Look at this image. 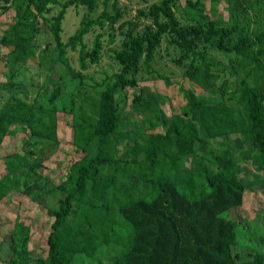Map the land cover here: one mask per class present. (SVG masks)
Segmentation results:
<instances>
[{
	"label": "trees",
	"instance_id": "obj_1",
	"mask_svg": "<svg viewBox=\"0 0 264 264\" xmlns=\"http://www.w3.org/2000/svg\"><path fill=\"white\" fill-rule=\"evenodd\" d=\"M11 1L0 0V15ZM24 1V9L0 36V43L10 48L3 55L8 78L3 86L12 100L0 105V146L12 130L28 132L32 140L56 141L54 123L38 120L37 107L20 103L13 92L15 67L32 53L38 17L55 40L57 60L65 64L67 47L76 50L79 69L97 63L103 48L102 33H94L90 45L84 35L96 26L112 29L119 17L116 8L113 14L103 10L94 18L85 16L65 43L60 35L65 9L80 5L90 12L96 0ZM176 4L177 0L152 3L150 22L140 32L133 33V20L120 21L118 29L125 31L114 54L117 70L89 97L76 93L80 97L61 106L71 115L72 141L81 152L64 181L41 186L21 175L23 168L35 164L5 156L0 165V205L12 190H19L31 193L30 198L45 205L52 217L46 253L36 257L27 247V224L14 219L8 241L15 259L7 264H264V195L262 206L249 210V215L239 219L231 215L241 207L249 187L258 184L264 190V177L260 183L243 182L230 146L194 156L192 169H184L182 162L183 156L194 155L198 140H232L236 135L264 164V29L257 26L248 32L245 23L223 25L219 15L204 12L201 0L186 1L188 22L181 23L174 14ZM53 6L57 11L46 17ZM162 38L177 48L175 62L183 65L182 75L192 88L184 90L185 103L178 112L157 121L159 129L134 137L128 160L135 167L124 182L116 177L121 164L115 151L121 111L116 94H122L124 102L126 89L137 86L140 66L150 69ZM113 41L114 32L109 30L106 43ZM211 47L230 55L226 62L232 72L207 57ZM225 73L237 77L230 90L225 87ZM218 77L221 88L214 87ZM199 91L210 94L202 96ZM57 94V89L49 93L46 109L55 111ZM141 100L140 92L133 94V109L144 107ZM112 241H117L119 250L111 258L95 255Z\"/></svg>",
	"mask_w": 264,
	"mask_h": 264
},
{
	"label": "rangeland",
	"instance_id": "obj_2",
	"mask_svg": "<svg viewBox=\"0 0 264 264\" xmlns=\"http://www.w3.org/2000/svg\"><path fill=\"white\" fill-rule=\"evenodd\" d=\"M157 1L96 0L94 9L90 12L80 5L68 6L64 12L60 31L61 40L65 43L85 16L94 18L103 10L113 14L115 12L114 8L117 9L119 14L118 20L113 24L112 29H107L106 26H96L84 35L85 43L90 45L93 34L96 32L102 33L103 45L99 61L89 64L85 69H79L77 51L68 47L65 54L67 62L63 64L57 60L55 40L46 23L38 17V21L33 27L30 42L32 53L26 63L15 67L18 76L16 78L17 86H14L13 92L20 103L37 107L34 110V116L38 120L45 123H54L56 141L52 143L46 139L32 140L31 136H27L28 132L12 130L0 146V165H2L6 155L10 158L14 156L16 160H23L28 165L31 161V165L35 164V166L23 168L21 175L27 176L31 181L34 179L41 186L43 184L57 185L66 179L70 164L81 158V152L72 141L71 115L69 112L62 111L61 106L68 105L72 97H80L76 93H82L81 96L89 97L97 89L96 85L101 80L106 79L112 72L117 70L114 54L121 47V40L125 31V27L121 30L118 29L119 22L131 19L135 22L133 33L140 32L144 24L150 22L148 16L149 6ZM186 1L177 0L174 7V14L181 23L188 22ZM259 2L263 3L264 1L259 0ZM261 3L258 4L252 0H214L213 5H211L210 0H201L205 13L214 12L213 17L216 18L219 15L223 25L240 26L245 23L248 32L257 26L264 29V5ZM10 4L8 10L0 15V36L5 33L7 26L14 22L15 15L24 9L25 1L12 0ZM57 9L58 6L51 7L45 16L49 17ZM109 30L114 32V41L106 43ZM43 48L46 50L43 51ZM9 49V47H4L0 43V105L7 100L12 101L7 97L6 87L3 86V81L8 80L6 78L7 64H4L3 55ZM227 56L230 55L223 54L214 47H211L207 54L212 62L232 72L231 67L226 62ZM177 57V48L165 38H162L154 52L150 69L140 66L137 73V86L126 89L124 102L120 98L122 94L115 93L121 106L115 150L116 156L121 160V164H119L116 171V177L121 181L128 182L130 173L135 167L128 160V146H130L134 137L139 138V136L141 137L146 131L153 128L159 129L161 123L157 121L162 118L169 120L170 114L178 112L185 103L184 90L192 88V84L182 75L183 65L175 62ZM225 76L228 77L225 87L230 90L233 84L236 83L237 77L232 73L231 76L225 73ZM221 79L222 77L217 78L214 87L221 88L218 86L221 84ZM54 89L58 90V94L53 102L55 111H52L46 109L45 105L46 98ZM139 92L144 107L135 110L131 98L133 94ZM197 94L208 96L210 92L199 91ZM215 95L217 96V94ZM227 146L234 150L233 156L242 171V181L253 180L260 183L261 178L264 177V164H260V158L248 144L242 143V137L236 135L232 137V140L221 138L198 140L194 147V155L182 157L184 169L194 167V156L200 157L205 153L219 151ZM29 194L31 195V193ZM30 195L19 190H12L0 205V264H7V261L15 259L12 253L13 246L8 241L14 219H19L28 226L27 247L29 254L36 257L44 256L46 253V236L50 231L52 217L49 215L46 206L40 205L30 198ZM263 195L264 190L259 188L258 184L249 187L244 194L241 207L232 210L231 215L239 219L241 216L250 213V211L260 208ZM116 233L118 236L122 235L119 231H116ZM99 240L97 239V241ZM118 250L117 241L107 242L106 245H101L96 250L95 255L109 259Z\"/></svg>",
	"mask_w": 264,
	"mask_h": 264
}]
</instances>
